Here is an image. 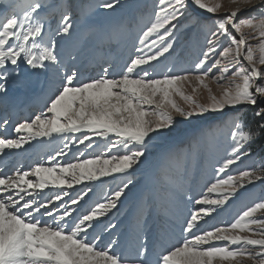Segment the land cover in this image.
Here are the masks:
<instances>
[{"label":"snow or ice","instance_id":"snow-or-ice-1","mask_svg":"<svg viewBox=\"0 0 264 264\" xmlns=\"http://www.w3.org/2000/svg\"><path fill=\"white\" fill-rule=\"evenodd\" d=\"M189 33L202 37L195 58L170 60ZM128 41L135 54L115 62L113 46ZM35 70L47 74L44 108L0 121V155L53 134L65 142L46 161L0 172V264H264V194L217 220L264 187V0H0V104ZM188 126L194 145H226L202 191L176 178L180 156L168 152L118 233L114 210L138 188L140 166ZM93 137L107 158L77 148L75 162L56 160L71 145L93 148ZM107 177L116 187L90 201L92 182Z\"/></svg>","mask_w":264,"mask_h":264},{"label":"rangeland","instance_id":"rangeland-1","mask_svg":"<svg viewBox=\"0 0 264 264\" xmlns=\"http://www.w3.org/2000/svg\"><path fill=\"white\" fill-rule=\"evenodd\" d=\"M138 2L142 5H146V6H151L152 3H153V0H138ZM221 2L225 5V7L227 6V0H221ZM120 11H123V10H120ZM223 12V9L221 10ZM119 15V12L118 14ZM101 21H103V17L99 18ZM195 40H197V50L199 51L200 47H201V41H202V37H198V36H194L192 35L191 33H189L187 36H183L181 38V41L176 45V48H175V51L172 53V56L170 57V60H179L181 63H183V61H187V56L185 54L186 52V48L191 44V42H194ZM129 42L131 41H128V45L130 44ZM128 45H125L124 47H127ZM124 47H120L121 50H123ZM195 47V46H194ZM118 48V51L119 49ZM132 47L131 49L127 50V52H129V54L131 55V52H132ZM133 54H135L133 52ZM119 55L115 56V59L118 58ZM184 57V58H183ZM195 58V57H194ZM163 59V58H162ZM169 61H165L164 64H161L160 65V68L158 69V71L160 72H163V71H166V67L165 65L168 63ZM212 87L214 88L215 86L212 85ZM204 96L206 97V93H204ZM205 127H207V125H205ZM191 129V126H188L187 128H184L181 130V133L182 132H185V130H189ZM180 133V135H182ZM178 135V136H180ZM178 136L174 137L173 139L177 138ZM172 140V139H171ZM168 142V141H167ZM166 142V143H167ZM207 143H212L213 141L211 140H207L205 141ZM219 142V145L215 148V149H211V153L210 151H207L206 150V146L203 145L202 147V143L199 145V146H196L193 144V142L190 144L192 145L193 148H190L189 147V143L187 141V139L184 141V144H186V150H187V153H188V163H189V170L188 173L190 175H194L195 172L198 171V169L203 165V166H209L210 167V170H212V165L215 164L216 160L219 159L220 157H217L215 155H213L215 152H218V151H222L224 150V147L226 146L225 143H224V140H223V136H221L218 140ZM166 143L160 145L159 147L157 148H154L153 149V155H155V153L159 150H163L165 151L166 150ZM165 147V148H164ZM206 147V148H205ZM165 149V150H164ZM186 163V161H185ZM248 165H241L240 167H237V166H232V172L235 173L238 168H243V167H246ZM211 172V171H210ZM252 189L253 191L255 190L256 192H260V191H264V187L260 186L259 184L254 187V188H250ZM242 195H240L238 198H236L232 204H235L238 200H240ZM233 211V209H228V211ZM227 211V212H228ZM227 212H225V214H227ZM247 264V262H246Z\"/></svg>","mask_w":264,"mask_h":264},{"label":"bare ground","instance_id":"bare-ground-1","mask_svg":"<svg viewBox=\"0 0 264 264\" xmlns=\"http://www.w3.org/2000/svg\"><path fill=\"white\" fill-rule=\"evenodd\" d=\"M2 2L5 3V4H7V3L9 2V0H2ZM102 22H103V21H102ZM131 47H132V43H130V44L127 46V50L131 49ZM188 51H189V52L195 51V47H194L193 45L190 46V48H189ZM186 56H187V58H188L189 55L186 53ZM190 56L194 58V53H192V55H191V53H190ZM189 60H190V59H188L187 61H189ZM169 143H170V141H169ZM164 148H165V147H164ZM164 150H165V149H164ZM151 166H152V165L147 164L146 168H150ZM146 170H147V169H144V170L142 171L141 175H142ZM138 176H139V171H138L137 174H136V178H137ZM138 193H139V191H136V192L134 193L133 197H132V193H129L128 197L130 196V197H132L133 200H136V197H137ZM247 194H250V193H247ZM129 201H131V200H129ZM245 205H246V203H245ZM231 212H232V210H231V211H228L227 214H230Z\"/></svg>","mask_w":264,"mask_h":264}]
</instances>
